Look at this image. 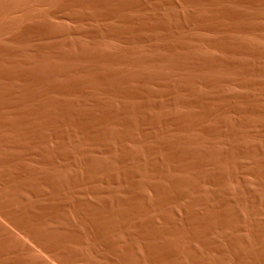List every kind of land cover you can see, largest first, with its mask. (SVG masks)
Returning a JSON list of instances; mask_svg holds the SVG:
<instances>
[{
  "label": "rangeland",
  "instance_id": "374dc122",
  "mask_svg": "<svg viewBox=\"0 0 264 264\" xmlns=\"http://www.w3.org/2000/svg\"><path fill=\"white\" fill-rule=\"evenodd\" d=\"M138 1H140V0H138ZM147 1H149V0H146V1L141 0L140 2H147ZM174 2H175V5L171 8L172 10L166 9L165 7H163V9H162V8L149 6L147 9H141L140 11L136 12L137 15L134 13H126V15L127 16L129 15V16L127 17V23H124L126 25L123 27L118 26L117 25L118 23L112 24L111 21L109 22L108 20L111 19L109 17L106 18L105 20H100L101 22H99L97 20H86V19L79 21L77 19L71 18V17L66 16V15L65 16L60 15V17L59 16L53 17L51 19L49 18L46 24L48 26L50 25L49 28L56 32L55 35L56 34L58 35L56 37V39H53V37H51L52 39L36 38L27 44H20V43L10 41L11 39L6 37V32L2 31L3 29L0 30L1 31L0 33L3 32V35H4L2 37V34H0L1 37L7 38V39L4 38V40L2 38H0V52H3V50L7 49V48L13 50V49H15V47H16V49H18V48H23L22 46H24V50L33 51L32 53H34L35 51L36 52H38V51L44 52L46 50L45 56L49 55V58H47L48 56L46 58L44 56V58H43L41 55L40 56H38V55L32 56V54H29V56H28L27 54H25V55L22 54L21 55L22 58L20 56L21 60H18L19 59L18 55H20V54L13 55V58L15 56H16V58H14L12 60L13 61L15 60L16 62L22 61V62H24V66L23 65L20 67L17 66V67H13L11 69L14 72H16V70L19 73L21 72V76L19 74L20 77L17 76L19 80L16 79L17 81H14L13 83L12 82L9 83V81L8 82L6 81V70H5L6 69V63H5L6 59L4 60V58H6V52L4 51L2 54L0 53L2 58H3V60H2V58L0 57L2 60V61L0 60L1 61L0 62V105H2V106H0V111H1L0 116H2V114H3V116H5L4 118H3V116L0 117V118H2L1 119L2 121L0 120V129L2 126V122H3V125H5V126L7 125L5 127L6 129H8V130L10 129L9 131L8 130L6 131V129H4L3 130L4 132L3 131H2V133L0 132L1 133L0 139L1 140L3 139L2 141H6V143L1 142V145H0V152H1L0 153V161L2 162V164L0 162V168H1L0 169V179L2 180V181L0 180L1 181L0 182V192H1L0 193V199H2V201H3V202L1 201L2 205H3V203H4V205L6 204L3 199L9 200L8 199L9 196H12V198L10 197V200H13V202L10 201L13 208L11 207L9 202L8 203H9L10 207H9L8 203L5 205V207H7L8 209H6L4 206H2L0 204L1 209L3 207L5 208L4 209L5 211L0 210V239H1L0 240L1 241L0 242V264H130V263L131 264H264V161H263L264 160V154H263L264 153V150H263V147H264L263 146L264 145V115H263L264 114V112H263L264 111V100L263 99L264 98L260 96V93L263 94L264 90L263 89L260 90V88H259L260 86H258L259 89H257V87H255L256 88V90H255V88H253V87H246V86H235V87H233V86H229V85H220L221 87H224V88H222V90H219L220 86L215 87V88L212 87L214 89L213 90V89H211V86H209L207 84L197 85V86L191 87V88H190V86H188L190 89L189 90V89H187L188 87L181 84L182 82H181L180 78L183 79L182 77H180V74H183L182 73L183 71L181 69H180V71H178V73H173L174 71H172V70H169V71L167 69L165 70L164 66H166V65L180 66V63L182 65L184 62L190 63L193 60L199 61L200 59L208 60V61L210 59L211 60L225 59L226 57H225V54H223V51H220L218 49L215 50V49L209 48L205 44H199L198 47L195 49L185 47L183 50L179 49V48H177L175 50L166 48V44L164 46L163 45L154 46L152 44H149V42H147V44L145 43L144 44L145 46L143 44H139L138 46L133 45L134 46L133 47L132 45L127 43L124 39H117V38L110 37V36L108 37V35H106L107 34L106 30L110 31V30L114 29V31H116V30L121 31L122 29H124L125 31H129V29H132L133 27H134V29H136L139 25H141L142 23L145 22V21L140 22V18L144 17V16H146V17L147 16H149V17L155 16L156 18H153V19H155L156 21L154 20L152 22L150 21V22H146V23L158 24V21H160V20L162 21V19H165V21L170 20V19H172V17H174V15H176L179 18L181 17L180 21L183 24H185V26L187 24L189 26V23L192 22L191 18L194 14L193 13L194 8L192 9L191 6H186V5L184 6L183 4H181L180 0H174ZM187 7H189V8H187ZM243 7H245L244 9L250 8V7H246V5ZM243 7H240V9L243 10ZM235 8L236 7H234V6L230 7V9H232V11L237 10V8L236 9ZM158 17L160 19H157ZM49 20H51V21L49 22ZM133 20L135 23L133 22ZM96 23H98L100 26H98V24H96ZM108 23L109 24L111 23L113 28L111 25L109 26ZM53 27H54V29H53ZM4 29L6 31V26L4 27ZM57 30H59V31H57ZM101 30H102V32H101ZM62 31H63V33H62ZM96 31H98V32H96ZM103 31L105 32L104 33L105 35L102 34ZM58 32L60 33V35ZM64 32H65V35H64ZM205 33H207V32H204L201 34L202 37L205 39H211V38L215 37L214 34H211V33L205 34ZM98 34H99V38H98ZM203 34H205V35H203ZM8 35L10 36V34H7V36ZM103 35H104V38H102ZM63 36H65V37H63ZM85 37H87V38H85ZM107 38L108 39L112 38V39H109L110 40L109 41V40H107ZM45 40H47V42ZM61 40L62 41L64 40L66 43L64 41L62 42ZM102 40L106 41V42H103ZM51 41H53V42H51ZM118 41H120V42H118ZM97 43H99V44H97ZM16 44H18L19 47H17L18 45H16ZM66 44H67V46H66ZM125 44H127V45H125ZM95 46H96V48H95ZM204 46H206L207 48L206 47L204 48ZM83 48H84V51H83ZM121 48H122V50H121ZM51 49L53 50L52 52L54 54H55V52L61 53V54H65V53L66 54H72V52L74 51L73 52L74 55L75 54L80 55L83 53L86 55L90 51V54L88 53L87 55L90 56L91 54H93L91 56H93L95 59L100 58L101 60L99 59L100 62L97 59V61H95V62H93L91 60H86V61L78 60V61H73V63H72V61H71V63H69V62L65 63V60L63 61L61 59L60 60L58 59V61H57L55 58H52V55L50 53ZM98 49L100 51H98ZM55 50H57V51H55ZM106 50L108 52H106ZM85 51H87V53ZM162 51H163V53H162ZM196 51H197V53H196ZM96 53H97L98 57H97ZM105 53H106V55H105ZM3 54H5L4 55L5 57H3ZM111 55H112V57H111ZM176 55L178 58L175 57ZM191 55H192V57H190ZM199 55H200V57H199ZM209 55H210V57H209ZM23 57L26 60H24ZM136 57H138V58H136ZM102 58H104V59H102ZM107 58L108 59L112 58L115 60L119 59L118 60L119 62L117 61V63H114V64H110V63L106 64L107 62H105V61L107 60ZM163 59H165L166 61ZM148 60H149V62H148ZM168 60H169V62H168ZM181 60H182V62H181ZM54 61H55V63H53ZM101 61L103 63H101ZM120 61H122V62H120ZM129 61L131 64L129 63ZM242 61H243V59H242ZM141 62H143V63H141ZM163 62H165V63H163ZM138 63H140L141 65ZM89 64H91V65H89ZM20 65H21V63H20ZM28 65H29V67H27ZM102 65H104V67ZM115 65H117V66H115ZM58 66H60V68ZM98 67H100V68L98 69ZM161 67H162V69H161ZM17 68H19V69H17ZM22 68H23V72L21 70ZM56 68L60 69V70L63 69V71H58L59 73L61 72L60 77L58 75ZM65 68H67V69H65ZM128 68H131L133 70V72L137 69V71L139 73L145 75V77L142 75L143 77H141V78H143V79L148 78L149 79V82L147 83L148 84L147 85V84H143V81L141 80L140 75H139V77L136 78V80L138 79L139 81H135L136 83L135 82L133 83L135 86H133V85L132 86L136 89H139V91L136 92L135 96L130 97V98L125 97V96H123V97L122 96L108 97V96H103L100 93H98V94H96V93H89L88 94L86 92H85L86 94L84 93L83 88L92 86L95 83H98L97 87L104 86L103 84L106 83L105 82L106 79L104 80L103 77L105 75H108L110 72H112V71L115 72V71H118L119 69L122 70L123 72H125V71L127 72ZM54 69H55V71H54ZM103 69H104V71H103ZM107 69L110 71H108ZM48 70H49V72H48ZM145 70L147 72H145ZM54 72L57 73V76H56V74H54ZM81 72H83L84 74ZM126 72H125V74H126ZM163 72L168 73L169 75L171 74V76H173L172 77L173 80H175V78H177L179 80H177V79H176V81L170 80L168 82L169 83L168 86L171 85V87H169V88L167 87V89L161 90L160 86L157 85L155 82H160L159 80H162L159 76L160 75L163 76V74H164ZM40 73L42 76L40 75ZM45 73H48V74H45ZM49 73L50 74L52 73L51 77H50ZM63 73H64V75H63ZM88 73H91V74L93 73V75L99 73V75H97L96 77H94L92 75V77L95 78V79L94 78L92 79L91 75ZM153 73L155 75L152 76L151 74H153ZM25 74H26V76H25ZM53 74H54V77L56 76V78L52 77ZM31 75L32 76L34 75V76L31 77ZM21 77H23V78H21ZM62 77H64V79ZM80 77H81V79H80ZM82 78H83V80H82ZM33 79H35L34 80L35 82L30 83V81ZM100 79H102L101 80L102 82H100ZM154 79H157V80H154ZM87 80H89V81H87ZM150 80H151V82H150ZM38 83H39V85H38ZM29 84H31V85H29ZM83 84H84V87H83ZM73 85H75V86H73ZM50 86L52 88V90L50 88V90L52 91L51 94L52 95L54 93L55 94L53 95L54 97L52 95H50L49 97H51V99H54V102L52 103V106L48 105L47 109L45 108V106H43V107L41 106V109H40V107L38 108V106L36 104H33L34 100L30 99V97H33L34 95L37 96V94H39V93H41L43 95L44 92H47L49 90L48 88ZM59 87H61V88L64 87L67 89L73 88V89H72V91H70V93L69 92L63 93L60 90L57 93V91L53 90L54 88L59 89ZM175 87H177V88H175ZM200 87H201V89H200ZM15 88H17L18 92H17V90H15ZM36 88H38L39 90L38 89L36 90ZM248 88H250V90ZM42 89H44V90L46 89L47 91H44ZM78 89L83 93H81ZM144 89H145V91H144ZM14 90L18 94H19V91L22 94L20 93L19 95L15 96V94H13ZM32 90H34V91H32ZM217 90H219V91H217ZM10 91H12V92H10ZM39 91H41V92H39ZM6 92L7 93L9 92L10 94L9 93L7 94ZM90 94L94 98L90 97L91 96ZM174 94H176V95H174ZM224 94H225V96H224ZM6 95L7 96L10 95L11 97L8 98V97H6ZM13 95H14V97H13ZM20 95L26 101L28 99L26 105L24 104L25 107H23V106L21 107V109L26 108L25 109L26 112H22L21 109H19L21 111V113L20 112L18 113V110H14L11 108H10V110L6 109L7 107H10L9 106L10 104L8 102H6V100L13 101V98L15 100V97L18 98ZM30 95H32V96H30ZM58 95H60V96H58ZM97 95L98 96L101 95V96L96 97ZM229 95L231 96V99L228 100V98H230ZM28 96H30V97H28ZM38 96H40V94ZM143 96H144V98H142ZM180 96L183 98H180ZM21 97H19L18 99H20ZM25 97H28V98H25ZM77 97H80L81 100H80V98L78 99ZM121 97H122V99H121ZM253 97H255V98H253ZM55 98H58L59 100L58 99L56 100ZM72 98H73V100H72ZM92 98H93V100H92ZM156 98H158V99L156 100ZM161 98H163L164 100L163 99L161 100ZM223 98H224V100H223ZM225 98H227V99H225ZM29 99L32 100L33 101L32 104L34 106L36 105L37 107L35 106L33 108V105L31 107V103H30L31 101H29ZM182 99H183V101H182ZM208 99H211V100H208ZM90 100H92L93 102ZM94 100H96V101H94ZM220 100L222 102H220ZM245 100H246V102H245ZM71 101H72V103H71ZM99 101L101 102L102 105L100 104ZM170 101H171V103H170ZM232 101H234V103ZM123 102H126V103H123ZM81 103H83V104H81ZM27 104L29 105L28 109L30 111L34 109L33 110L34 112L33 111L30 112L27 109V106H28ZM96 105H98V106H96ZM203 105H204V107H203ZM227 105L229 108L227 107ZM58 106H60L59 109H58ZM91 106H92V109L90 108ZM189 106H190V108H189ZM194 106H195V108H194ZM55 107H57V108H55ZM170 107H172V108H170ZM174 107H176V108H174ZM258 107H259V109H258ZM36 108H38V110H40V111L36 110ZM61 108H63V110H61ZM117 108L119 110H117ZM2 109H3V112H2ZM93 109H94V111H93ZM123 109H124V112H123ZM130 109L131 110L134 109V110L130 111ZM181 109H182V111H181ZM25 110H23V111H25ZM35 110L38 113L35 112ZM69 110H70V112H69ZM89 110H91L92 113ZM9 111H11L12 113H10ZM15 111L20 115H22V114L24 115V113L27 114L28 111H29V113L27 114L28 116H25V115L20 116ZM54 111H55V113H53ZM62 111H64V112H62ZM85 111H87V112H85ZM125 111H127V112H125ZM139 112H141V113H139ZM222 112L224 115H222ZM13 113H16V114H13ZM68 113H69V115H68ZM184 113H186V114H184ZM196 113H198V114H196ZM29 114H30V116H29ZM52 114H54V115H52ZM60 114H62V116ZM92 114H93V116H92ZM175 114H176V116H175ZM55 115L56 116L58 115V116L56 117ZM59 115H60V117H59ZM64 116H66V117H64ZM193 116H194V118H193ZM202 116H204V117H202ZM26 117H28V118H26ZM47 117H48V119H47ZM10 119H12V120H10ZM73 119H75V120H73ZM5 120L6 121L8 120V121L6 122ZM26 120H27V122H26ZM33 120L34 121L36 120V121L34 122ZM70 120H71V122H70ZM90 120H92V121H90ZM158 120H159V122H158ZM100 121H101V123H100ZM145 121L148 123L146 124ZM235 122H237V123H235ZM6 123H8V124H6ZM24 123L27 124L28 126L25 125ZM32 123H34L33 124L34 126H32ZM77 123H78V125H77ZM115 123H117V124H115ZM18 124H19V126H18ZM93 124H94V126H93ZM127 124H128V126H127ZM192 124H194V125H192ZM79 125H82L83 127L79 126ZM206 125H208V126H206ZM212 126H213V128H211ZM251 126H252V128H251ZM32 127H34V129ZM42 127H44V128H42ZM21 128H23V129H21ZM45 128H47V129H45ZM51 128H53V129H51ZM56 128L59 130H57ZM64 128H66V130H64ZM172 128H173V130H172ZM77 129L79 131H77ZM176 129H178V130H176ZM85 130H86V132H85ZM29 131H31V132H29ZM209 131H210V133H209ZM52 132H54V133H52ZM147 132H149V133H147ZM12 133H15V134L17 133L18 135L16 134L17 135L16 136L15 134H12ZM138 134H140V135H138ZM40 135L42 138L40 137ZM132 135H134V136H132ZM211 135H213V136H211ZM208 136H210V137H208ZM58 138H60V139H58ZM76 138H78L79 140ZM96 138H97V140H95ZM11 139H13V140H11ZM237 139H239V140L237 141ZM8 141H10V142H8ZM23 142L25 143V145ZM31 142H33V143H31ZM42 142L43 143L47 142V143H44V145H40V143L42 144ZM69 142H70V144H68ZM179 142H181V143L179 144ZM252 142L255 144H253ZM11 143H12V146H11ZM34 143H35V145H33ZM193 143H194V145H193ZM57 144H59V145H57ZM62 144H63V146H62ZM122 144H123V146H122ZM217 144H220V145H217ZM2 145H4V146H2ZM54 145H56V146H54ZM241 145H242V147H241ZM249 145H250V147H249ZM6 146H8V147L6 148ZM255 146H257L258 150L260 149L261 151L259 150V152H258V150ZM74 147H76V148H74ZM10 148L12 149V151ZM24 148H26V149H24ZM126 148H127V150H125ZM213 148L215 151L213 150ZM241 148H242V150H241ZM9 149L11 152L8 151ZM224 149H226V150H224ZM227 149L229 152L227 151ZM110 150H112V151H110ZM244 150H246V151L244 152ZM56 151H59V152H56ZM66 151L69 155H67ZM25 152H27V153H25ZM31 152H32V154H31ZM250 152H252V153H250ZM12 153H14L15 155ZM53 153H54V155H53ZM55 153L56 154L59 153V154H57V156H56ZM103 153H105V154H103ZM123 153H125V154H123ZM216 153L220 156H218ZM23 154H24L25 158L23 157ZM257 154H259L260 157H258ZM71 155H73V156L71 157ZM201 155H202V157H201ZM215 155H217V158ZM244 155H246V156H244ZM2 156H4L6 160L2 159ZM66 156H68V157H66ZM174 156H175V158H174ZM242 156H243V158H242ZM229 157H230V159H229ZM89 158H91V159H89ZM178 158H180V159H178ZM169 159H172V160H169ZM203 159H204V161H203ZM72 160L74 161L75 164L71 163V162H73ZM187 160H188V162H187ZM217 160H219V161H217ZM254 160H255V162H253ZM260 160H262V161H260ZM11 161H12V163H11ZM43 161L46 163H44ZM259 161H260V163L262 162L263 168L261 166L262 164L260 165V163H258ZM72 164H73V166H72ZM102 164H103V166H102ZM107 164L109 166H107ZM251 164H252V166H251ZM146 165H147V167H146ZM180 165H182L183 167H181ZM199 166L201 167V169ZM249 166H251V167H249ZM118 167H121V168H118ZM218 167H219V169H218ZM258 167L261 168L260 172H258V170L260 169ZM161 168H162V170H161ZM214 168H216V169H214ZM248 169H250V170H248ZM253 169H254V171H253ZM86 171H88V173ZM150 171H152V173H150ZM118 172H119V174H118ZM93 173H95V174H93ZM200 173H202L203 177ZM237 173H238V175H237ZM59 174H61V175H59ZM123 174H125V175H123ZM184 174H186V175H184ZM13 176H14V179H12ZM35 176L37 179L35 178ZM94 176H95V178H94ZM99 176L102 177L103 179L100 178ZM227 176H228V178H227ZM44 177L47 179H45ZM86 177H88V179ZM125 177H127V178H125ZM167 177H168V179H167ZM6 179L7 180L8 179L13 180V182L15 184L9 180L7 182ZM166 179H167V181H165ZM220 179L222 182L220 181ZM46 181L49 183H47ZM89 181H91V182H89ZM150 182H151V184H150ZM28 183H30L31 185ZM134 183H136V184H134ZM37 184H39V185H37ZM96 184H97V186H96ZM22 185H23V187H22ZM28 185H29V187H28ZM136 185H138V186H136ZM39 186H41V187H39ZM2 187H3V190H2ZM9 187H11V188H9ZM142 187H144V188H142ZM20 188H22V189H20ZM180 188H182V189H180ZM6 189H9V190H6ZM171 189H173V190H171ZM78 190H79V192H78ZM102 190H104V191H102ZM178 190H180V191H178ZM5 191L9 192L10 194L6 193ZM19 191L20 192L22 191L21 193H23V195ZM28 191L30 193H28ZM140 191H141V193H140ZM176 191H178L180 193H178ZM2 192H5V193L2 194ZM69 192H71V193H69ZM18 193L20 196L17 195ZM24 193L25 194L27 193V194L24 195ZM113 193H114V195H113ZM4 194L6 196H4ZM130 194H131V196H130ZM176 196H178V197H176ZM187 197H189V198H187ZM127 198L128 199L131 198V200H128ZM132 199H133V201H132ZM23 200H24V202H23ZM117 200L119 201L118 203H117ZM122 200H123V202H122ZM110 203H112V204H110ZM16 205H17L19 211H18L17 207H15ZM21 205H23V206H21ZM84 205H86V206H84ZM20 206H21V208H19ZM103 206H105V207H103ZM9 208H11L10 209L11 211L9 210ZM86 208L87 209L89 208V209L87 210ZM121 208L123 209V211ZM117 210H118V212L119 211L120 212L119 213L116 212ZM26 211H28V212H26ZM3 212H5L8 216L5 213H4V215H6V216L2 215ZM15 212H16V214H15ZM19 214H20V217H19ZM128 214H130L131 216ZM12 215H14V216H12ZM98 216H100V217H98ZM133 217H136V218H133ZM23 218L26 220H24ZM97 218H98V220H97ZM111 218L112 219L114 218V219L111 220ZM104 220H105V222H104L105 224L103 223ZM124 220L125 221L129 220V221L125 222ZM26 222H28V223H26ZM29 225H31V226H29ZM40 225H42V226H40ZM25 226H28V227H25ZM107 226H110V227H107ZM32 228L35 231H33ZM102 228H105V229L102 230ZM67 230L69 231L70 234L68 233ZM3 234H6L5 236H7V237H5ZM1 237L4 239H2ZM81 239H83V240H81ZM47 240H48V242H47ZM40 243H41V245H39ZM36 245H38V246H36ZM53 245H54V247H53ZM46 247H47V249H46ZM62 247H63V249H62ZM57 248H58V250H57ZM65 251H66V253H65ZM76 254H78V255H76Z\"/></svg>",
  "mask_w": 264,
  "mask_h": 264
},
{
  "label": "bare ground",
  "instance_id": "6f19581e",
  "mask_svg": "<svg viewBox=\"0 0 264 264\" xmlns=\"http://www.w3.org/2000/svg\"><path fill=\"white\" fill-rule=\"evenodd\" d=\"M141 1V0H140ZM140 1H138V0H0V30H2V31H4V32H6V37H8V38H10L11 40L10 41H13V42H16V43H20V44H27V43H30L31 41H33L34 39H36V38H44V39H52L51 37H53V39H56V37L58 36L57 34L55 35V31H53L52 29H50L49 28V26L46 24L47 23V21H48V19L50 18H53V17H60V15L61 16H69V17H71V18H74V19H77V20H97V21H99V22H101L100 20H105L106 18H111V19H109L108 21L110 22H112V24H114V23H118L117 25L118 26H121V27H123V26H125L126 24H124V23H127V17L129 16H127L126 15V13H134V14H136V12H138V11H140L141 9H147L149 6H153V7H157V8H162L163 9V7H165L166 9H171L174 5H175V2H174V0H149V1H147V2H140ZM146 1V0H145ZM181 1V4H183L184 6L186 5V6H191L192 7V9L194 8V14H193V16H192V18H191V20H192V22H190L189 23V26H188V24L185 26V24H183L181 21H180V18L178 17V16H176V15H174V17H172V19H170V20H166L165 21V19H162V21L160 20V21H158V24H152V23H146V22H152V21H154L155 19H153V18H156L155 16L154 17H149V16H144V17H141L140 18V22L141 21H145L144 23H142L141 25H139L136 29H134V27L132 28V29H129V31H125L124 29H122L121 31H114V29H112V30H106V32H107V34L106 35H108V37L110 36V37H114V38H117V39H124L127 43H129L130 45H139V44H147V42H149V44H152V45H154V46H161V45H165L166 44V48H169V49H177V48H179V49H184L185 47H188V48H193V49H195V48H197L198 47V45L199 44H205L206 46H208L209 48H212V49H218V50H220V51H223V54H225V59H217V60H202V59H200L199 61H192V62H190V63H183L182 65H181V63H180V66H176V65H166V66H164L165 67V70L167 69L168 71L169 70H172V71H174L173 73H178V71H180V69L183 71L182 73L183 74H180V77H182L183 79H181L180 78V80H181V84H183V85H185L186 87H188V86H190V88L191 87H195V86H197V85H203V84H207V85H209V86H211V89H213L212 87H218V86H220V85H229V86H233V87H235V86H246V87H253V88H255V87H257V89H259L260 88V90L261 89H263L264 90V0H180ZM246 5V7H250L249 9H244L245 7H243V6H245ZM232 6H234V7H236L237 8V10H233L232 11V9H230V7H232ZM190 7V8H191ZM240 7H243V10L242 9H240ZM180 8V7H179ZM187 8H189V7H187ZM235 8V9H236ZM182 9V8H181ZM161 10V9H160ZM172 10V9H171ZM189 10V9H188ZM147 11V10H146ZM169 11V10H168ZM174 11V10H173ZM183 11V10H182ZM124 12V13H123ZM148 12V11H147ZM163 12V11H162ZM176 12V11H175ZM179 12V11H178ZM164 14V13H163ZM176 14V13H175ZM137 15V14H136ZM158 15V14H157ZM165 15V14H164ZM185 15V14H184ZM139 16V15H138ZM170 16V15H169ZM140 17V16H139ZM160 17V16H159ZM157 18V19H160V18ZM171 17V16H170ZM163 18V17H162ZM68 19V18H67ZM136 19V18H135ZM186 19V18H185ZM51 20H49V22H50ZM74 21V20H73ZM136 21V20H135ZM156 21V20H155ZM103 22V21H102ZM133 22H134V20H133ZM132 22V23H133ZM91 23V22H90ZM135 23V22H134ZM188 23V22H187ZM53 24V23H52ZM95 24V23H94ZM96 24H98V23H96ZM107 24V23H106ZM109 24V23H108ZM112 24L110 23L109 24V26L111 25L112 26ZM6 26V31H5V29H4V27ZM98 26H100L99 24H98ZM137 26V25H136ZM81 27V26H80ZM94 27V26H93ZM102 28V27H101ZM112 28H113V26H112ZM53 29H54V27H53ZM58 29V28H57ZM61 29V28H60ZM95 29V28H94ZM107 29V28H106ZM127 29V28H126ZM103 30V29H102ZM102 30H101V32H102ZM57 31H59V30H57ZM67 31V30H66ZM81 31V30H80ZM1 32V31H0ZM61 32V31H60ZM72 32V31H71ZM87 32V31H86ZM96 32H98V31H96ZM204 32H207V33H205V34H208V33H211V34H214V36L215 37H213V38H211V39H205V38H203L202 37V33H204ZM59 33V32H58ZM62 33H63V31H62ZM67 33V32H66ZM82 33V32H81ZM91 33V32H90ZM105 32L103 31V33L102 34H104ZM0 34H2V37L4 36L3 35V32L2 33H0ZM5 34V33H4ZM7 34H10V36L8 35L7 36ZM68 34V33H67ZM101 34V33H100ZM205 34H203V35H205ZM59 35H60V33H59ZM64 35H65V32H64ZM105 35V34H104ZM104 35H103V37L102 38H104ZM89 36V35H88ZM1 37V35H0V38H2ZM6 37H4V38H6ZM61 37V36H60ZM63 37H65V36H63ZM211 37V36H210ZM4 38H2L3 40H4ZM71 38V37H70ZM85 38H87V37H85ZM98 38H99V34H98ZM7 39V38H6ZM5 39V40H6ZM77 39V38H76ZM109 39H112V38H109ZM108 38H107V40H109ZM43 40V39H42ZM46 42H47V40H45ZM49 41V40H48ZM62 41V40H61ZM64 41V40H63ZM62 41V42H63ZM90 41V40H89ZM94 41V40H93ZM103 41V40H102ZM110 41V40H109ZM112 41V40H111ZM115 41V40H114ZM7 42V41H6ZM51 42H53V41H51ZM65 42V41H64ZM84 42V41H83ZM103 42H106V41H103ZM108 42V41H107ZM117 42V41H116ZM118 42H120V41H118ZM57 43V42H56ZM66 43V42H65ZM87 43V42H86ZM96 43V42H95ZM64 44V43H63ZM75 44V43H74ZM97 44H99V43H97ZM16 45H18V44H16ZM31 45V44H30ZM49 45V44H48ZM53 45V44H52ZM59 45V44H58ZM84 45V44H83ZM88 45V44H87ZM125 45H127V44H125ZM55 46V45H54ZM53 46V47H54ZM63 46V45H62ZM66 46H67V44H66ZM114 46V45H113ZM116 46V45H115ZM145 46V45H144ZM206 46H204V48L206 47ZM15 47V46H14ZM17 47H19V45L17 46ZM23 48H18V49H16V47H15V49H2L3 50V52L5 51L6 52V58H4V60H5V63H6V81L8 82L9 81V83H13L14 81H17L16 79H18V77H20L21 76V72L19 73V72H17V70H16V72H14V71H12L11 69L13 68V67H20V66H24V62H22V61H20V62H16L15 60L13 61L12 59H14V58H16V56L13 58V55H18V54H20V55H18L19 56V59L18 60H21L20 59V56L22 55V54H27L28 56H29V54H32V56L33 55H38V56H42L43 58H44V56H45V52H46V50L44 51V52H34V53H32L33 51H30V50H24V46H22ZM52 47V48H53ZM60 47V46H59ZM92 47V46H91ZM99 47V46H98ZM118 47V46H117ZM130 47V46H129ZM134 47V46H133ZM153 47V46H152ZM32 48V47H31ZM49 48V47H48ZM51 48V47H50ZM61 48V47H60ZM68 48V47H67ZM89 48V47H88ZM95 48H96V46H95ZM94 48V49H95ZM104 48V47H103ZM111 48V47H110ZM147 48V47H146ZM200 48V47H199ZM203 48V49H204ZM207 48V47H206ZM26 49V48H25ZM40 49V48H39ZM54 49V48H53ZM73 49V48H72ZM75 49V48H74ZM79 49V48H78ZM101 49V48H100ZM128 49V48H127ZM178 49V50H179ZM1 50V51H2ZM87 50V49H86ZM104 50V49H103ZM108 50V49H107ZM106 50V52H108ZM110 50V49H109ZM114 50V49H113ZM120 50V49H119ZM121 50H122V48H121ZM181 50V51H182ZM53 50L51 49L50 50V53H51V55H52V58H55L57 61H58V59L60 60H65V63L66 62H69V63H71V61H72V63H73V61H78V60H84V61H86V60H91V61H93V62H95V61H97V59H95L93 56H91V55H93V54H91L90 56L89 55H87L88 53L90 54V51L87 53V51H85L87 54L85 55L84 53L83 54H80V55H74L73 54V52H72V54H61V53H56L55 52V54L52 52ZM55 51H57V50H55ZM61 51V50H60ZM83 51H84V48H83ZM92 51V50H91ZM98 51H100L99 49H98ZM116 51V50H115ZM118 51V50H117ZM130 51V50H129ZM133 51V50H132ZM143 51V50H142ZM147 51V50H146ZM156 51V50H155ZM166 51V50H165ZM3 52H0L1 54L3 53ZM69 52V51H68ZM78 52V51H77ZM94 52V51H93ZM120 52V51H119ZM122 52V51H121ZM125 52V51H124ZM175 52V51H174ZM178 52V51H177ZM187 52V51H186ZM189 52V51H188ZM194 52V51H193ZM202 52V51H201ZM49 53V52H48ZM127 53V52H126ZM129 53V52H128ZM132 53V52H131ZM135 53V52H134ZM162 53H163V51H162ZM161 53V54H162ZM195 53V52H194ZM193 53V54H194ZM196 53H197V51H196ZM1 54H0V57L2 58V56H1ZM95 54V53H94ZM111 54V53H110ZM149 54V53H148ZM5 54H3V57H5L4 56ZM23 55V56H24ZM96 55H97V53H96ZM105 55H106V53H105ZM119 55V54H118ZM48 56V57H47ZM47 56H45V58L47 57V58H49V55H47ZM132 56V55H131ZM144 56V55H143ZM158 56V55H157ZM174 56V55H173ZM219 56V55H218ZM51 57V56H50ZM97 57H98V55H97ZM108 57V56H107ZM111 57H112V55H111ZM121 57V56H120ZM119 57V58H120ZM135 57V56H134ZM172 57V56H171ZM175 57H177V55L175 56ZM190 57H192V55L190 56ZM199 57H200V55H199ZM209 57H210V55H209ZM1 58H0V60H1ZM21 58H22V56H21ZM29 58V57H28ZM105 58V57H104ZM104 58H102V59H104ZM136 58H138V57H136ZM162 58V57H161ZM178 58V57H177ZM186 58V57H185ZM203 58V57H202ZM16 59V60H17ZM23 59L24 60H26L24 57H23ZM100 59V58H99ZM98 59V61L100 62V60ZM106 59V58H105ZM127 59V58H126ZM129 59V58H128ZM140 59V58H139ZM145 59V58H144ZM175 59V58H174ZM214 59V58H213ZM242 59H243V61H242ZM2 60H3V58H2ZM1 60V61H2ZM23 60V61H24ZM35 60V59H34ZM37 60V59H36ZM119 60V59H118ZM118 60H115V59H112V58H110V59H108L107 58V60L105 61V62H107L106 64H114V63H117V61ZM130 60V59H129ZM155 60V59H154ZM161 60V59H160ZM163 60H165V59H163ZM176 60V59H175ZM179 60V59H178ZM192 60V59H191ZM0 61V62H1ZM51 61V60H50ZM103 61V60H102ZM101 61V63H103ZM151 61V60H150ZM166 61V60H165ZM4 62V61H3ZM31 62V61H30ZM36 62V61H35ZM62 62V61H61ZM119 62V61H118ZM120 62H122V61H120ZM133 62V61H132ZM148 62H149V60H148ZM168 62H169V60H168ZM173 62V61H172ZM171 62V63H172ZM175 62V61H174ZM178 62V61H177ZM181 62H182V60H181ZM4 63V64H5ZM20 63H21V65H20ZM27 63V62H26ZM53 63H55V61L53 62ZM64 63V62H63ZM129 63H130V61H129ZM141 63H143V62H141ZM145 63V62H144ZM154 63V62H153ZM156 63V62H155ZM163 63H165V62H163ZM3 64V63H2ZM34 64V63H33ZM92 64V63H91ZM91 64H89V65H91ZM97 64V63H96ZM131 64V63H130ZM129 64V65H130ZM134 64V63H133ZM132 64V65H133ZM138 64H140V63H138ZM169 64V63H168ZM175 64V63H174ZM35 65V64H34ZM51 65V64H50ZM68 65V64H67ZM94 65V64H93ZM141 65V64H140ZM26 66V65H25ZM49 66V65H48ZM56 66V65H55ZM54 66V67H55ZM103 67H104V65H102ZM115 66H117V65H115ZM125 66V65H124ZM134 66V65H133ZM153 66V65H152ZM27 67H29V65L27 66ZM34 67V66H33ZM59 68H60V66H58ZM79 67V66H78ZM82 67V66H81ZM88 67V66H87ZM92 67V66H91ZM136 67V66H135ZM77 68V67H76ZM84 68V67H83ZM100 67H98V69H99ZM108 68V67H107ZM117 68V67H116ZM150 68V67H149ZM160 68V67H159ZM17 69H19V68H17ZM41 69V68H40ZM49 69V68H48ZM57 69V68H56ZM65 69H67V68H65ZM69 69V68H68ZM71 69V68H70ZM92 69V68H91ZM95 69V68H94ZM161 69H162V67H161ZM160 69V70H161ZM22 70V72H23V68L21 69ZM25 70V69H24ZM74 70V69H73ZM106 70V69H105ZM108 70V69H107ZM143 70V69H142ZM20 71V70H19ZM36 71V70H35ZM54 71H55V69H54ZM58 71H63V69L62 70H60V69H57V72ZM71 71V70H70ZM86 71V70H85ZM92 71V70H91ZM98 71V70H97ZM103 71H104V69H103ZM108 71H110V70H108ZM112 71V70H111ZM153 71V70H152ZM45 72V71H44ZM48 72H49V70H48ZM52 72V71H51ZM126 72V71H125ZM125 72H123L122 70H118V71H112V72H108L109 74L108 75H105L103 78H104V80L106 79V83L105 84H103L104 86H100V87H97L98 85V83H95V84H93L92 86H89V87H86V88H83L84 87V84H83V90H84V93L86 92V93H96V94H98V93H100V94H102L103 96H108V97H112V96H125V97H128V98H130V97H133V96H135L136 95V92L137 91H139V89H136V88H134L133 86H135L133 83L135 82V81H139L138 79L136 80V78L137 77H139V75H140V78L141 77H145V75H143V74H141V73H139L138 71H137V69L133 72V70L131 69V68H128V70H127V72H126V74H125ZM145 72H147L146 70H145ZM149 72V71H148ZM165 72V71H164ZM163 72V73H164ZM33 73V72H32ZM68 73V72H67ZM81 73H83V72H81ZM144 73V72H143ZM181 73V72H180ZM19 74H20V76H19ZM27 74V73H26ZM26 74H25V76H26ZM38 74V73H37ZM44 74V73H43ZM45 74H48V73H45ZM50 74V73H49ZM52 74V73H51ZM51 74H50V77H51ZM54 74H56V76H57V73H55L54 72ZM54 74H53V78H56V76L54 77ZM66 74V73H65ZM70 74V73H69ZM73 74V73H72ZM80 74V73H79ZM84 74V73H83ZM88 74H90L91 75V77H92V75H93V73L91 74V73H88ZM107 74V73H106ZM135 74V75H134ZM160 74V73H159ZM3 75V74H2ZM40 75H41V73H40ZM58 75H59V77H60V75H61V72L59 73L58 72ZM63 75H64V73H63ZM77 75V74H76ZM87 75V74H86ZM97 75H99V73L98 74H94L93 76L94 77H96ZM102 75V74H101ZM143 75V76H142ZM152 76L153 75H155L154 73L153 74H151ZM182 75V76H181ZM18 76V77H17ZM23 76V75H22ZM34 76V75H33ZM32 75H31V77H33ZM37 76V75H36ZM42 76V75H41ZM45 76V75H44ZM48 76V75H47ZM73 76V75H72ZM103 76V75H102ZM150 76V75H149ZM28 77V76H27ZM30 77V78H31ZM49 77V76H48ZM94 77H92V79L94 78ZM156 77V76H155ZM162 80H159L160 82H155L157 85H159L160 86V88H161V90L162 89H167V87L169 88V87H171V85L170 86H168V82L171 80H173L172 79V77L173 76H171V74L169 75L168 73H164L163 74V76H159ZM175 77V76H174ZM21 78H23V77H21ZM58 78V77H57ZM63 79H64V77H62ZM73 78V77H72ZM77 78V77H76ZM79 78V77H78ZM84 78V77H83ZM83 78H82V80H83ZM158 78V77H157ZM29 79V78H28ZM38 79V78H37ZM61 79V78H60ZM62 79V80H63ZM80 79H81V77H80ZM95 79V78H94ZM97 79V78H96ZM99 79V78H98ZM151 79V78H150ZM176 79L177 78H175V80H173V81H176ZM19 80V79H18ZM30 80V79H29ZM35 79H33V80H31L30 81V83L32 82V83H34L35 81H34ZM42 80V79H41ZM66 80V79H65ZM75 80V79H74ZM73 80V81H74ZM90 80V79H89ZM89 80H87V81H89ZM102 79H100V82H102L101 81ZM141 80L143 81V84H147L148 82H149V79L148 78H145V79H143V78H141ZM154 80H157V79H154ZM177 80H179V79H177ZM4 81V80H3ZM28 81V80H27ZM26 81V82H27ZM39 81V80H38ZM55 81V80H54ZM72 81V82H73ZM5 82V81H4ZM24 82V81H23ZM42 82V81H41ZM56 82V81H55ZM95 82V81H94ZM150 82H151V80H150ZM178 82V81H177ZM44 83V82H43ZM42 83V84H43ZM66 83V82H65ZM64 83V84H65ZM80 83V82H79ZM136 83V82H135ZM140 83V82H139ZM174 83V82H173ZM24 84V83H23ZM47 84V83H46ZM55 84V83H54ZM62 84V83H61ZM73 84V83H72ZM78 84V83H77ZM88 84V83H87ZM28 85V84H27ZM29 85H31V84H29ZM34 85V84H33ZM37 85V84H36ZM38 85H39V83H38ZM71 85V84H70ZM79 85V84H78ZM133 85V86H132ZM148 85V84H147ZM45 86V85H44ZM54 86V85H53ZM73 86H75V85H73ZM77 86V85H76ZM151 86V85H150ZM180 86V85H179ZM258 86H260L259 88H258ZM11 87V86H10ZM14 87V86H13ZM19 87V86H18ZM22 87V86H21ZM29 87V86H28ZM57 87V86H56ZM71 87V86H70ZM149 87V86H148ZM156 87V86H155ZM226 87V86H225ZM50 88H51V86L46 90H44V89H42V90H44V91H47V92H44V94L42 95L41 93H39L40 94V96H38L39 94H37V96H33V97H30V96H32V95H30V96H28V97H30V99H32V100H34V103H33V101L32 100H30L29 99V101H31L30 103H31V107H32V105L33 104H36L37 106H38V108L40 107V109H41V106L43 107V106H45V108L47 109V106L49 105H51L52 106V103L54 102V99H51V97H49L50 95H52L51 94V90H52V88H51V90H50ZM144 88V87H143ZM142 88V89H143ZM158 88V87H157ZM175 88H177V87H175ZM222 88H224V87H221L220 86V89L219 90H222ZM227 88V87H226ZM232 88V87H231ZM240 88V87H239ZM242 88V87H241ZM244 88V87H243ZM28 89V88H27ZM34 89V88H33ZM38 88H36V90H37ZM73 89V88H72ZM72 89H67V88H61V87H59V89H56V88H54L53 90H55V91H57V93L59 92V90L60 91H62L63 93H70V91H72ZM151 89V88H150ZM179 89V88H178ZM187 89H189V87L187 88ZM193 89V88H192ZM200 89H201V87H200ZM210 89V88H209ZM246 89V88H245ZM249 90H250V88H248ZM15 90H17V88H15ZM13 91L14 93L13 94H15V96L16 95H19L21 92L19 91V94L17 93L18 92V90H17V92L16 91ZM39 90V89H38ZM75 90V89H74ZM79 90V89H78ZM174 90V89H173ZM190 90V89H189ZM205 90V89H204ZM203 90V91H204ZM214 90V89H213ZM219 90H217V91H219ZM225 90V89H224ZM229 90V89H228ZM238 90V89H237ZM236 90V91H237ZM255 90H256V88H255ZM7 91V90H6ZM28 91V90H27ZM32 91H34V90H32ZM80 91V90H79ZM78 91V92H79ZM144 91H145V89H144ZM170 91V90H169ZM180 91V90H179ZM240 91V90H239ZM10 92H12V91H10ZM39 92H41V91H39ZM43 92V91H42ZM75 92V91H74ZM81 92V91H80ZM143 92V91H142ZM172 92V91H171ZM195 92V91H194ZM198 92V91H197ZM7 93V92H6ZM9 93V92H8ZM7 93V94H8ZM24 93V92H23ZM33 93V92H32ZM54 93V92H53ZM81 93H83V92H81ZM85 93V94H86ZM180 93V92H179ZM207 93V92H206ZM205 93V94H206ZM244 93V92H243ZM256 93V92H255ZM2 94V93H1ZM10 94V93H9ZM12 94V93H11ZM22 94V93H21ZM34 94V93H33ZM36 94V93H35ZM55 94V93H54ZM53 94V95H54ZM62 94V93H61ZM76 94V93H75ZM153 94V93H152ZM169 94V93H168ZM178 94V93H177ZM235 94V93H234ZM250 94V93H249ZM3 95V94H2ZM42 95V96H41ZM52 95V96H53ZM57 95V94H56ZM91 95V94H90ZM89 95V96H90ZM95 95V94H94ZM138 95V94H137ZM159 95V94H158ZM164 95V94H163ZM174 95H176V94H174ZM187 95V94H186ZM202 95V94H201ZM210 95V94H209ZM247 95V94H246ZM25 96V95H24ZM58 96H60V95H58ZM57 96V97H58ZM75 96V95H74ZM88 96V95H87ZM99 96H101V95H99ZM98 95L96 96V97H99ZM140 96V95H139ZM146 96V95H145ZM155 96V95H154ZM170 96V95H169ZM194 96V95H193ZM224 96H225V94H224ZM230 96V95H229ZM245 96V95H244ZM252 96V95H251ZM257 96V95H256ZM260 96L261 97H263L264 98V93L263 94H261L260 93ZM6 97H11L10 95H6ZM13 97H14V95H13ZM19 97H21V95L19 96ZM18 97V98H19ZM28 97H25V98H28ZM54 97V96H53ZM52 97V98H53ZM66 97V96H65ZM68 97V96H67ZM90 97H93L92 95L90 96ZM95 97V98H96ZM107 97V98H108ZM122 97H121V99H122ZM152 97V96H151ZM161 97V96H160ZM185 97V96H184ZM219 97V96H218ZM246 97V96H245ZM260 97V98H261ZM17 97H15V100H14V98H13V101H9V100H6V102H8L10 105V107H7L6 109H9L10 110V108L11 109H14V110H18V113L20 112L21 113V111L19 110V109H21V107L23 106V107H25V105H26V103H27V101H28V99H27V101L23 98V97H21L20 99H16ZM78 99L80 98V97H77ZM89 98V97H88ZM94 98V97H93ZM93 98H92V100H93ZM102 98V97H101ZM106 98V99H107ZM142 98H144V96L142 97ZM155 98V97H154ZM171 98V97H170ZM180 98H183V97H181L180 96ZM220 98V97H219ZM222 98V97H221ZM234 98V97H233ZM239 98V97H238ZM241 98V97H240ZM253 98H255V97H253ZM7 99V98H6ZM12 99V98H11ZM10 99V100H11ZM56 100L58 99V98H55ZM61 99V98H60ZM69 99V98H68ZM75 99V98H74ZM91 99V98H90ZM97 99V98H96ZM158 98H156V100H157ZM163 98H161V100H162ZM192 99V98H191ZM198 99V98H197ZM225 99H227V98H225ZM229 99H231V96H230V98H228V100ZM59 100V99H58ZM66 100V99H65ZM72 100H73V98H72ZM77 100V99H76ZM80 100H81V98H80ZM84 100V99H83ZM92 100H90V101H92ZM99 100V99H98ZM101 100V99H100ZM109 100V99H108ZM107 100V101H108ZM130 100V99H129ZM137 100V99H136ZM155 100V99H154ZM164 100V99H163ZM204 100V99H203ZM208 100H211V99H208ZM223 100H224V98H223ZM243 100V99H242ZM264 100V99H263ZM94 101H96V100H94ZM175 101V100H174ZM182 101H183V99H182ZM188 101V100H187ZM192 101V100H191ZM226 101V100H225ZM224 101V102H225ZM231 101V100H230ZM235 101V100H234ZM234 101H232L233 103H234ZM240 101V100H239ZM252 101V100H251ZM5 102V101H4ZM82 102V101H81ZM87 102V101H86ZM85 102V103H86ZM93 102V101H92ZM98 102V101H97ZM100 102V101H99ZM112 102V101H111ZM140 102V101H139ZM138 102V103H139ZM146 102V101H145ZM166 102V101H165ZM190 102V101H189ZM198 102V101H197ZM196 102V103H197ZM209 102V101H208ZM213 102V101H212ZM220 102H222L221 100H220ZM223 102V103H224ZM245 102H246V100H245ZM2 103V102H1ZM33 103V104H32ZM68 103V102H67ZM66 103V104H67ZM71 103H72V101H71ZM95 103V102H94ZM123 103H126V102H123ZM122 103V104H123ZM128 103V102H127ZM170 103H171V101H170ZM218 103V102H217ZM216 103V104H217ZM250 103V102H249ZM25 104V105H24ZM78 104V103H77ZM81 104H83V103H81ZM100 104H101V102H100ZM111 104V103H110ZM166 104V103H165ZM201 104V103H200ZM219 104V103H218ZM7 105V104H6ZM28 105V104H27ZM35 105V106H36ZM54 105V104H53ZM85 105V104H84ZM88 105V104H87ZM99 105V104H98ZM98 105H96V106H98ZM102 105V104H101ZM100 105V106H101ZM106 105V104H105ZM126 105V104H125ZM149 105V104H148ZM158 105V104H157ZM170 105V104H169ZM189 105V104H188ZM208 105V104H207ZM212 105V104H211ZM225 105V104H224ZM260 105V104H259ZM0 106H2V105H0ZM8 106V105H7ZM34 105H33V108L35 107ZM36 106V107H37ZM73 106V105H72ZM82 106V105H81ZM133 106V105H132ZM143 106V105H142ZM161 106V105H160ZM163 106V105H162ZM177 106V105H176ZM180 106V105H179ZM200 106V105H199ZM206 106V105H205ZM233 106V105H232ZM28 107H29V105L27 106V109H28ZM30 107V108H31ZM59 107L60 106H58V109H59ZM86 107V106H85ZM103 107V106H102ZM115 107V106H114ZM125 107V106H124ZM135 107V106H134ZM158 107V106H157ZM167 107V106H166ZM202 107V106H201ZM203 107H204V105H203ZM215 107V106H214ZM224 107V106H223ZM227 107H228V105H227ZM38 108H36V110H38ZM44 108V109H45ZM50 108V107H49ZM55 108H57V107H55ZM71 108V107H70ZM79 108V107H78ZM84 108V107H83ZM91 109H92V106L90 107ZM121 108V107H120ZM128 108V107H127ZM152 108V107H151ZM169 108V107H168ZM170 108H172V107H170ZM174 108H176V107H174ZM181 108V107H180ZM189 108H190V106H189ZM194 108H195V106H194ZM207 108V107H206ZM217 108V107H216ZM220 108V107H219ZM225 108V107H224ZM229 108V107H228ZM26 108H24V109H21L22 110V112H26V110H25ZM51 109V108H50ZM66 109V108H65ZM68 109V108H67ZM74 109V108H73ZM105 109V108H104ZM108 109V108H107ZM135 109V108H134ZM134 109H132V110H134ZM137 109V108H136ZM139 109V108H138ZM165 109V108H164ZM188 109V108H187ZM218 109V108H217ZM234 109V108H233ZM249 109V108H248ZM251 109V108H250ZM257 109V108H256ZM258 109H259V107H258ZM23 110H25V111H23ZM29 110V109H28ZM34 110V109H33ZM33 110H31V111H33ZM35 110V112H37ZM57 110V109H56ZM61 110H63V108H61ZM97 110V109H96ZM113 110V109H112ZM117 110H119L118 108H117ZM131 109H130V111H132ZM214 110V109H213ZM222 110V109H221ZM30 111V110H29ZM29 111L27 112V114L29 113ZM30 111V112H31ZM38 111H40V110H38ZM66 111V110H65ZM72 111V110H71ZM75 111V110H74ZM90 112H91V110H89ZM88 111V112H89ZM93 111H94V109H93ZM100 111V110H99ZM102 111V110H101ZM108 111V110H107ZM110 111V110H109ZM129 111V112H130ZM149 111V110H148ZM154 111V110H153ZM165 111V110H164ZM171 111V110H170ZM179 111V110H178ZM181 111H182V109H181ZM185 111V110H184ZM216 111V110H215ZM1 112V111H0ZM2 112H3V109H2ZM8 112V111H7ZM10 113H12L11 111H9ZM14 112V111H13ZM16 112V111H15ZM34 112V111H33ZM45 112V111H44ZM60 112V111H59ZM62 112H64V111H62ZM69 112H70V110H69ZM81 112V111H80ZM85 112H87V111H85ZM113 112V111H112ZM123 112H124V109H123ZM125 112H127V111H125ZM138 112V111H137ZM198 112V111H197ZM230 112V111H229ZM256 112V111H255ZM260 112V111H259ZM264 112V111H263ZM17 113V112H16ZM16 113H13V114H16ZM17 113V114H18ZM38 113V112H37ZM53 113H55V111L53 112ZM92 113V112H91ZM99 113V112H98ZM114 113V112H113ZM139 113H141V112H139ZM187 113V112H186ZM186 113H184V114H186ZM208 113V112H207ZM226 113V112H225ZM228 113V112H227ZM235 113V112H234ZM242 113V112H241ZM245 113V112H244ZM247 113V112H246ZM249 113V112H248ZM262 113V112H261ZM8 114V113H7ZM27 114H25L24 113V115L25 116H28ZM31 114V113H30ZM30 114H29V116H30ZM34 114V113H33ZM36 114V113H35ZM63 114V113H62ZM62 114H60L61 116H62ZM65 114V113H64ZM77 114V113H76ZM90 114V113H89ZM94 114V113H93ZM93 114H92V116H93ZM102 114V113H101ZM106 114V113H105ZM109 114V113H108ZM107 114V115H108ZM118 114V113H117ZM165 114V113H164ZM183 114V115H184ZM196 114H198V113H196ZM201 114V113H200ZM0 115H1V113H0ZM18 115H20V114H18ZM23 114L22 115H20V116H24ZM32 115V114H31ZM43 115V114H42ZM47 115V114H46ZM52 115H54V114H52ZM60 115H59V117H60ZM68 115H69V113H68ZM82 115V114H81ZM104 115V114H103ZM121 115V114H120ZM127 115V114H126ZM137 115V114H136ZM188 115V114H187ZM222 115H224L223 114V112H222ZM264 115V114H263ZM262 115V116H263ZM2 116H3V114H2ZM2 116H0V117H2ZM33 116V115H32ZM41 116V115H40ZM56 116V115H55ZM58 116V115H57ZM56 116V117H57ZM74 116V115H73ZM80 116V115H79ZM102 116V115H101ZM115 116V115H114ZM138 116V115H137ZM158 116V115H157ZM167 116V115H166ZM175 116H176V114H175ZM174 116V117H175ZM179 116V115H178ZM196 116V115H195ZM216 116V115H215ZM5 116H3V118H4ZM18 117V116H17ZM52 117V116H51ZM64 117H66V116H64ZM72 117V116H71ZM76 117V116H75ZM81 117V116H80ZM129 117V116H128ZM150 117V116H149ZM152 117V116H151ZM199 117V116H198ZM202 117H204V116H202ZM212 117V116H211ZM258 117V116H257ZM19 118V117H18ZM26 118H28V117H26ZM44 118V117H43ZM133 118V117H132ZM131 118V119H132ZM143 118V117H142ZM155 118V117H154ZM157 118V117H156ZM185 118V117H184ZM193 118H194V116H193ZM210 118V117H209ZM218 118V117H217ZM229 118V117H228ZM2 118H0V120H1ZM14 119V118H13ZM23 119V118H22ZM25 119V118H24ZM31 119V118H30ZM29 119V120H30ZM35 119V118H34ZM40 119V118H39ZM47 119H48V117H47ZM62 119V118H61ZM60 119V120H61ZM69 119V118H68ZM82 119V118H81ZM115 119V118H114ZM138 119V118H137ZM170 119V118H169ZM198 119V118H197ZM212 119V118H211ZM254 119V118H253ZM261 119V118H260ZM10 120H12V119H10ZM28 120V121H29ZM53 120V119H52ZM57 120V119H56ZM55 120V121H56ZM64 120V119H63ZM73 120H75V119H73ZM79 120V119H78ZM88 120V119H87ZM94 120V119H93ZM127 120V119H126ZM142 120V119H141ZM147 120V119H146ZM174 120V119H173ZM192 120V119H191ZM221 120V119H220ZM246 120V119H245ZM2 121V120H1ZM6 121V120H5ZM4 121V122H5ZM8 121V120H7ZM6 121V122H7ZM24 121V120H23ZM34 121V120H33ZM36 121V120H35ZM34 121V122H35ZM86 121V120H85ZM90 121H92V120H90ZM102 121V120H101ZM101 121H100V123H101ZM124 121V120H123ZM143 121V120H142ZM149 121V120H148ZM184 121V120H183ZM190 121V120H189ZM204 121V120H203ZM222 121V120H221ZM233 121V120H232ZM250 121V120H249ZM263 121V120H262ZM15 122V121H14ZM19 122V121H18ZM26 122H27V120H26ZM42 122V121H41ZM68 122V121H67ZM66 122V123H67ZM70 122H71V120H70ZM83 122V121H82ZM103 122V121H102ZM146 122V121H145ZM158 122H159V120H158ZM182 122V121H181ZM191 122V121H190ZM244 122V121H243ZM10 123V122H9ZM21 123V122H20ZM46 123V122H45ZM107 123V122H106ZM110 123V122H109ZM118 123V122H117ZM117 123H115V124H117ZM148 122H146V124H147ZM162 123V122H161ZM175 123V122H174ZM213 123V122H212ZM216 123V122H215ZM235 123H237V122H235ZM254 123V122H253ZM263 123V122H262ZM6 124H8V123H6ZM22 124V123H21ZM20 124V125H21ZM25 124V123H24ZM23 124V125H24ZM34 123H32V126H34L33 125ZM39 124V123H38ZM47 124V123H46ZM62 124V123H61ZM60 124V125H61ZM83 124V123H82ZM92 124V123H91ZM113 124V123H112ZM111 124V125H112ZM137 124V123H136ZM141 124V123H140ZM143 124V123H142ZM153 124V123H152ZM183 124V123H182ZM188 124V123H187ZM200 124V123H199ZM218 124V123H217ZM245 124V123H244ZM255 124V123H254ZM14 125V124H13ZM25 125H27V124H25ZM50 125V124H49ZM74 125V124H73ZM77 125H78V123H77ZM100 125V124H99ZM109 125V124H108ZM177 125V124H176ZM191 125V124H190ZM192 125H194V124H192ZM221 125V124H220ZM7 126V125H6ZM5 125H3V122H2V126H1V129H0V132L2 133V131L4 130V129H6L5 127H6ZM16 126V125H15ZM18 126H19V124H18ZM22 126V125H21ZM28 126V125H27ZM79 126H82V125H79ZM85 126V125H84ZM89 126V125H88ZM93 126H94V124H93ZM117 126V125H116ZM127 126H128V124H127ZM158 126V125H157ZM184 126V125H183ZM187 126V125H186ZM189 126V125H188ZM206 126H208V125H206ZM218 126V125H217ZM13 127V126H12ZM17 127V126H16ZM26 127V126H25ZM24 127V128H25ZM39 127V126H38ZM37 127V128H38ZM41 127V126H40ZM47 127V126H46ZM64 127V126H63ZM83 127V126H82ZM109 127V126H108ZM121 127V126H120ZM172 127V126H171ZM174 127V126H173ZM8 128V127H7ZM18 128V127H17ZM30 128V127H29ZM33 129H34V127H32ZM42 128H44V127H42ZM50 128V127H49ZM69 128V127H68ZM113 128V127H112ZM126 128V127H125ZM124 128V129H125ZM134 128V127H133ZM175 128V127H174ZM188 128V127H187ZM192 128V127H191ZM211 128H213V126L211 127ZM247 128V127H246ZM251 128H252V126H251ZM258 128V127H257ZM21 129H23V128H21ZM41 129V128H40ZM45 129H47V128H45ZM51 129H53V128H51ZM57 129V128H56ZM55 129V130H56ZM85 129V128H84ZM95 129V128H94ZM108 129V128H107ZM120 129V128H119ZM128 129V128H127ZM153 129V128H152ZM195 129V128H194ZM240 129V128H239ZM8 129H6V131H7ZM10 130V129H9ZM8 130V131H9ZM57 130H59V129H57ZM64 130H66V128H64ZM137 130V129H136ZM172 130H173V128H172ZM176 130H178V129H176ZM191 130V129H190ZM197 130V129H196ZM203 130V129H202ZM214 130V129H213ZM235 130V129H234ZM16 131V130H15ZM23 131V130H22ZM25 131V130H24ZM38 131V130H37ZM42 131V130H41ZM77 131H79L78 129H77ZM82 131V130H81ZM102 131V130H101ZM104 131V130H103ZM215 131V130H214ZM252 131V130H251ZM257 131V130H256ZM4 132V131H3ZM14 132V131H13ZM28 132V131H27ZM29 132H31V131H29ZM85 132H86V130H85ZM121 132V131H120ZM146 132V131H145ZM176 132V131H175ZM179 132V131H178ZM189 132V131H188ZM1 133H0V135H1ZM11 133V132H10ZM34 133V132H33ZM37 133V132H36ZM45 133V132H44ZM49 133V132H48ZM52 133H54V132H52ZM51 133V134H52ZM84 133V132H83ZM95 133V132H94ZM98 133V132H97ZM134 133V132H133ZM147 133H149V132H147ZM190 133V132H189ZM208 133V132H207ZM209 133H210V131H209ZM217 133V132H216ZM251 133V132H250ZM263 133V132H262ZM7 134V133H6ZM12 134H15V133H12ZM17 134V133H16ZM15 134V135H16ZM22 134V133H21ZM24 134V133H23ZM29 134V133H28ZM89 134V133H88ZM143 134V133H142ZM186 134V133H185ZM188 134V133H187ZM200 134V133H199ZM253 134V133H252ZM11 135V134H10ZM18 135V134H17ZM16 135V136H17ZM43 135V134H42ZM69 135V134H68ZM94 135V134H93ZM96 135V134H95ZM128 135V134H127ZM138 135H140V134H138ZM5 136V135H4ZM22 136V135H21ZM29 136V135H28ZM34 136V135H33ZM37 136V135H36ZM50 136V135H49ZM53 136V135H52ZM78 136V135H77ZM92 136V135H91ZM104 136V135H103ZM102 136V137H103ZM120 136V135H119ZM132 136H134V135H132ZM146 136V135H145ZM211 136H213V135H211ZM23 137V136H22ZM31 137V136H30ZM35 137V136H34ZM40 137H41V135H40ZM110 137V136H109ZM116 137V136H115ZM128 137V136H127ZM138 137V136H137ZM200 137V136H199ZM208 137H210V136H208ZM216 137V136H215ZM221 137V136H220ZM244 137V136H243ZM2 138V137H1ZM5 138V137H4ZM13 138V137H12ZM25 138V137H24ZM42 138V137H41ZM111 138V137H110ZM109 138V139H110ZM151 138V137H150ZM192 138V137H191ZM218 138V137H217ZM247 138V137H246ZM15 139V138H14ZM40 139V138H39ZM38 139V140H39ZM47 139V138H46ZM51 139V138H50ZM58 139H60V138H58ZM76 139H78V138H76ZM125 139V138H124ZM145 139V138H144ZM198 139V138H197ZM196 139V140H197ZM206 139V138H205ZM248 139V138H247ZM1 140V139H0ZM3 140V139H2ZM0 141V145H1V142L3 143V142H5L6 143V141ZM11 140H13V139H11ZM27 140V139H26ZM36 140V139H35ZM34 140V141H35ZM43 140V139H42ZM48 140V139H47ZM57 140V139H56ZM62 140V139H61ZM60 140V141H61ZM79 140V139H78ZM95 140H97V138L95 139ZM177 140V139H176ZM204 140V139H203ZM202 140V141H203ZM239 139H237V141H238ZM252 140V139H251ZM18 141V140H17ZM20 141V140H19ZM23 141V140H22ZM21 141V142H22ZM68 141V140H67ZM71 141V140H70ZM134 141V140H133ZM139 141V140H138ZM214 141V140H213ZM216 141V140H215ZM250 141V140H249ZM8 142H10V141H8ZM12 142V141H11ZM30 142V141H29ZM65 142V141H64ZM117 142V141H116ZM193 142V141H192ZM209 142V141H208ZM256 142V141H255ZM14 143V142H13ZM19 143V142H18ZM17 143V144H18ZM24 143V142H23ZM31 143H33V142H31ZM44 143H47V142H44ZM44 143L42 142V144L40 143V145H44ZM82 143V142H81ZM181 142H179V144H180ZM253 143V142H252ZM29 144V143H28ZM61 144V143H60ZM68 144H70V142L68 143ZM75 144V143H74ZM83 144V143H82ZM117 144V143H116ZM120 144V143H119ZM129 144V143H128ZM137 144V143H136ZM144 144V143H143ZM187 144V143H186ZM200 144V143H199ZM209 144V143H208ZM249 144V143H248ZM253 144H255V143H253ZM16 145V144H15ZM23 145V144H22ZM24 145H25V143H24ZM33 145H35V143L33 144ZM57 145H59V144H57ZM99 145V144H98ZM109 145V144H108ZM126 145V144H125ZM124 145V146H125ZM135 145V144H134ZM192 145V144H191ZM193 145H194V143H193ZM217 145H220V144H217ZM239 145V144H238ZM2 146H4V145H2ZM11 146H12V143H11ZM37 146V145H36ZM54 146H56V145H54ZM62 146H63V144H62ZM65 146V145H64ZM106 146V145H105ZM122 146H123V144H122ZM137 146V145H136ZM141 146V145H140ZM144 146V145H143ZM156 146V145H155ZM160 146V145H159ZM166 146V145H165ZM203 146V145H202ZM210 146V145H209ZM240 146V145H239ZM259 146V145H258ZM264 146V145H263ZM8 146H6V148H7ZM20 147V146H19ZM24 147V146H23ZM102 147V146H101ZM115 147V146H114ZM215 147V146H214ZM241 147H242V145H241ZM249 147H250V145H249ZM256 148H257V146H255ZM58 148V147H57ZM74 148H76V147H74ZM159 148V147H158ZM188 148V147H187ZM205 148V147H204ZM218 148V147H217ZM254 148V147H253ZM11 149V148H10ZM10 149L8 150V151H10ZM21 149V148H20ZM23 149V148H22ZM24 149H26V148H24ZM62 149V148H61ZM117 149V148H116ZM16 150V149H15ZM125 150H127V148L125 149ZM138 150V149H137ZM144 150V149H143ZM190 150V149H189ZM199 150V149H198ZM202 150V149H201ZM204 150V149H203ZM206 150V149H205ZM210 150V149H209ZM213 150H214V148H213ZM221 150V149H220ZM224 150H226V149H224ZM230 150V149H229ZM241 150H242V148H241ZM255 150V149H254ZM257 150H258V148H257ZM260 150V149H259ZM259 150H258V152H259ZM263 150H264V147H263ZM7 151V150H6ZM11 151H12V149H11ZM10 151V152H11ZM29 151V150H28ZM38 151V150H37ZM62 151V150H61ZM81 151V150H80ZM110 151H112V150H110ZM130 151V150H129ZM192 151V150H191ZM195 151V150H194ZM215 151V150H214ZM219 151V150H218ZM227 151H228V149H227ZM246 150H244V152H245ZM261 151V150H260ZM21 152V151H20ZM23 152V151H22ZM35 152V151H34ZM56 152H59V151H56ZM73 152V151H72ZM229 152V151H228ZM233 152V151H232ZM249 152V151H248ZM1 153V152H0ZM3 153V152H2ZM25 153H27V152H25ZM37 153V152H36ZM61 153V152H60ZM66 153H67V151H66ZM76 153V152H75ZM83 153V152H82ZM85 153V152H84ZM147 153V152H146ZM238 153V152H237ZM250 153H252V152H250ZM257 153V152H256ZM12 154H14V153H12ZM31 154H32V152H31ZM30 154V155H31ZM56 154V153H55ZM57 154H59V153H57ZM57 154H56V156H57ZM64 154V153H63ZM72 154V153H71ZM77 154V153H76ZM95 154V153H94ZM103 154H105V153H103ZM123 154H125V153H123ZM127 154V153H126ZM135 154V153H134ZM191 154V153H190ZM194 154V153H193ZM200 154V153H199ZM217 154V153H216ZM220 154V153H219ZM242 154V153H241ZM247 154V153H246ZM255 154V153H254ZM261 154V153H260ZM264 154V153H263ZM262 154V155H263ZM15 155V154H14ZM20 155V154H19ZM53 155H54V153H53ZM61 155V154H60ZM67 155H69L68 153H67ZM74 155V154H73ZM73 155H71V157L73 156ZM96 155V154H95ZM146 155V154H145ZM170 155V154H169ZM214 155V154H213ZM218 155V154H217ZM217 155H215L216 156V158H217ZM227 155V154H226ZM229 155V154H228ZM248 155V154H247ZM251 155V154H250ZM258 155V157H260L259 156V154H257ZM22 156V155H21ZM28 156V155H27ZM80 156V155H79ZM90 156V155H89ZM116 156V155H115ZM119 156V155H118ZM122 156V155H121ZM182 156V155H181ZM194 156V155H193ZM197 156V155H196ZM218 156H220V155H218ZM244 156H246V155H244ZM23 157H24V154H23ZM41 157V156H40ZM44 157V156H43ZM50 157V156H49ZM53 157V156H52ZM62 157V156H61ZM66 157H68V156H66ZM70 157V156H69ZM99 157V156H98ZM127 157V156H126ZM125 157V158H126ZM169 157V156H168ZM180 157V156H179ZM185 157V156H184ZM201 157H202V155H201ZM263 157V156H262ZM7 158V157H6ZM13 158V157H12ZM25 158V157H24ZM38 158V157H37ZM113 158V157H112ZM129 158V157H128ZM174 158H175V156H174ZM207 158V157H206ZM213 158V157H212ZM242 158H243V156H242ZM2 159H5V157L4 156H2ZM1 159V160H2ZM15 159V158H14ZM13 159V160H14ZM41 159V158H40ZM55 159V158H54ZM59 159V158H58ZM78 159V158H77ZM84 159V158H83ZM89 159H91V158H89ZM115 159V158H114ZM138 159V158H137ZM178 159H180V158H178ZM182 159V158H181ZM189 159V158H188ZM191 159V158H190ZM197 159V158H196ZM229 159H230V157H229ZM259 159V158H258ZM261 159V158H260ZM6 160V159H5ZM45 160V159H44ZM62 160V159H61ZM65 160V159H64ZM74 160V159H73ZM72 160V161H73ZM87 160V159H86ZM94 160V159H93ZM110 160V159H109ZM117 160V159H116ZM131 160V159H130ZM169 160H172V159H169ZM195 160V159H194ZM241 160V159H240ZM19 161V160H18ZM46 161V160H45ZM51 161V160H50ZM55 161V160H54ZM103 161V160H102ZM111 161V160H110ZM132 161V160H131ZM135 161V160H134ZM141 161V160H140ZM186 161V160H185ZM203 161H204V159H203ZM213 161V160H212ZM217 161H219V160H217ZM233 161V160H232ZM260 161H262V160H260ZM260 161L258 162V163H260ZM264 161V160H263ZM1 162V161H0ZM21 162V161H20ZM44 162V161H43ZM114 162V161H113ZM117 162V161H116ZM127 162V161H126ZM130 162V161H129ZM175 162V161H174ZM187 162H188V160H187ZM246 162V161H245ZM253 162H255V160L253 161ZM11 163H12V161H11ZM17 163V162H16ZM44 163H46V162H44ZM49 163V162H48ZM52 163V162H51ZM59 163V162H58ZM71 163H74V161L73 162H71ZM112 163V162H111ZM124 163V162H123ZM202 163V162H201ZM200 163V164H201ZM209 163V162H208ZM211 163V162H210ZM225 163V162H224ZM257 163V164H258ZM1 164H2V162H1ZM9 164V163H8ZM42 164V163H41ZM75 164V163H74ZM96 164V163H95ZM115 164V163H114ZM119 164V163H118ZM173 164V163H172ZM184 164V163H183ZM213 164V163H212ZM227 164V163H226ZM245 164V163H244ZM262 164V162L260 163V165ZM11 165V164H10ZM67 165V164H66ZM112 165V164H111ZM120 165V164H119ZM122 165V164H121ZM205 165V164H204ZM209 165V164H208ZM246 165V164H245ZM8 166V165H7ZM48 166V165H47ZM53 166V165H52ZM69 166V165H68ZM72 166H73V164H72ZM101 166V165H100ZM102 166H103V164H102ZM107 166H109L108 164H107ZM115 166V165H114ZM158 166V165H157ZM156 166V167H157ZM181 167H183L182 165H180ZM201 166V165H200ZM199 166V167H200ZM251 166H252V164H251ZM251 166H249V167H251ZM254 166V165H253ZM257 166V165H256ZM262 166V168H263V164L261 165ZM260 166V167H261ZM58 167V166H57ZM123 167V166H122ZM146 167H147V165H146ZM145 167V168H146ZM149 167V166H148ZM165 167V166H164ZM193 167V166H192ZM196 167V166H195ZM228 167V166H227ZM260 167H258V168H260ZM6 168V167H5ZM21 168V167H20ZM59 168V167H58ZM90 168V167H89ZM100 168V167H99ZM118 168H121V167H118ZM130 168V167H129ZM128 168V169H129ZM137 168V167H136ZM140 168V167H139ZM152 168V167H151ZM160 168V167H159ZM175 168V167H174ZM173 168V169H174ZM186 168V167H185ZM204 168V167H203ZM254 168V167H253ZM257 168V169H258ZM1 169V168H0ZM87 169V168H86ZM95 169V168H94ZM135 169V168H134ZM167 169V168H166ZM178 169V168H177ZM194 169V168H193ZM198 169V168H197ZM200 169H201V167H200ZM214 169H216V168H214ZM218 169H219V167H218ZM233 169V168H232ZM5 170V169H4ZM46 170V169H45ZM44 170V171H45ZM68 170V169H67ZM161 170H162V168H161ZM169 170V169H168ZM180 170V169H179ZM182 170V169H181ZM210 170V169H209ZM242 170V169H241ZM248 170H250V169H248ZM260 170H261V168L258 170V172H260ZM82 171V170H81ZM94 171V170H93ZM98 171V170H97ZM111 171V170H110ZM159 171V170H158ZM198 171V170H197ZM205 171V170H204ZM247 171V170H246ZM245 171V172H246ZM253 171H254V169H253ZM20 172V171H19ZM66 172V171H65ZM87 173H88V171H86ZM121 172V171H120ZM136 172V171H135ZM161 172V171H160ZM166 172V171H165ZM220 172V171H219ZM227 172V171H226ZM238 172V171H237ZM244 172V171H243ZM7 173V172H6ZM22 173V172H21ZM20 173V174H21ZM102 173V172H101ZM107 173V172H106ZM132 173V172H131ZM137 173V172H136ZM150 173H152V171H150ZM155 173V172H154ZM159 173V172H158ZM163 173V172H162ZM254 173V172H253ZM69 174V173H68ZM92 174V173H91ZM93 174H95V173H93ZM97 174V173H96ZM99 174V173H98ZM108 174V173H107ZM114 174V173H113ZM118 174H119V172H118ZM160 174V173H159ZM165 174V173H164ZM201 175H202V173H200ZM199 174V175H200ZM261 174V173H260ZM30 175V174H29ZM35 175V174H34ZM59 175H61V174H59ZM71 175V174H70ZM89 175V174H88ZM123 175H125V174H123ZM153 175V174H152ZM161 175V174H160ZM169 175V174H168ZM183 175V174H182ZM184 175H186V174H184ZM195 175V174H194ZM206 175V174H205ZM211 175V174H210ZM220 175V174H219ZM229 175V174H228ZM231 175V174H230ZM237 175H238V173H237ZM236 175V176H237ZM241 175V174H240ZM259 175V174H258ZM24 176V175H23ZM103 176V175H102ZM142 176V175H141ZM172 176V175H171ZM218 176V175H217ZM10 177V176H9ZM16 177V176H15ZM21 177V176H20ZM47 177V176H46ZM100 177V176H99ZM107 177V176H106ZM116 177V176H115ZM118 177V176H117ZM137 177V176H136ZM140 177V176H139ZM145 177V176H144ZM155 177V176H154ZM153 177V178H154ZM174 177V176H173ZM181 177V176H180ZM195 177V176H194ZM202 177H203V175H202ZM206 177V176H205ZM219 177V176H218ZM35 178H36V176H35ZM45 178V177H44ZM49 178V177H48ZM53 178V177H52ZM67 178V177H66ZM87 179H88V177H86ZM93 178V177H92ZM94 178H95V176H94ZM100 178H102V177H100ZM99 178V179H100ZM119 178V177H118ZM121 178V177H120ZM125 178H127V177H125ZM129 178V177H128ZM179 178V177H178ZM227 178H228V176H227ZM12 179H14V176H13V178ZM18 179V178H17ZM20 179V178H19ZM23 179V178H22ZM33 179V178H32ZM37 179V178H36ZM35 179V180H36ZM45 179H47V178H45ZM86 179V180H87ZM103 179V178H102ZM150 179V178H149ZM165 179V178H164ZM167 179H168V177H167ZM167 179L165 180V181H167ZM175 179V178H174ZM180 179V178H179ZM194 179V178H193ZM233 179V178H232ZM1 180V179H0ZM9 180V179H8ZM8 180L6 179V181L8 182ZM25 180V179H24ZM73 180V179H72ZM79 180V179H78ZM115 180V179H114ZM152 180V179H151ZM2 181V180H1ZM0 181V182H1ZM9 181H11V182H13V180H9ZM17 181V180H16ZM45 181V180H44ZM50 181V180H49ZM68 181V180H67ZM80 181V180H79ZM94 181V180H93ZM121 181V180H120ZM126 181V180H125ZM141 181V180H140ZM154 181V180H153ZM152 181V182H153ZM211 181V180H210ZM220 181H221V179H220ZM25 182V181H24ZM28 182V181H27ZM26 182V183H27ZM47 182V181H46ZM77 182V181H76ZM87 182V181H86ZM89 182H91V181H89ZM122 182V181H121ZM187 182V181H186ZM209 182V181H208ZM222 182V181H221ZM5 183V182H4ZM14 183V182H13ZM17 183V182H16ZM38 183V182H37ZM47 183H49V182H47ZM54 183V182H53ZM68 183V182H67ZM102 183V182H101ZM133 183V182H132ZM164 183V182H163ZM173 183V182H172ZM178 183V182H177ZM7 184V183H6ZM11 184V183H10ZM15 184V183H14ZM28 184H30V183H28ZM74 184V183H73ZM82 184V183H81ZM100 184V183H99ZM134 184H136V183H134ZM150 184H151V182H150ZM149 184V185H150ZM155 184V183H154ZM153 184V185H154ZM162 184V183H161ZM183 184V183H182ZM187 184V183H186ZM31 185V184H30ZM37 185H39V184H37ZM49 185V184H48ZM64 185V184H63ZM75 185V184H74ZM125 185V184H124ZM145 185V184H144ZM147 185V184H146ZM198 185V184H197ZM5 186V185H4ZM25 186V185H24ZM96 186H97V184H96ZM127 186V185H126ZM131 186V185H130ZM136 186H138V185H136ZM141 186V185H140ZM157 186V185H156ZM165 186V185H164ZM181 186V185H180ZM15 187V186H14ZM13 187V188H14ZM22 187H23V185H22ZM28 187H29V185H28ZM37 187V186H36ZM39 187H41V186H39ZM45 187V186H44ZM74 187V186H73ZM92 187V186H91ZM113 187V186H112ZM166 187V186H165ZM188 187V186H187ZM7 188V187H6ZM9 188H11V187H9ZM18 188V187H17ZM25 188V187H24ZM23 188V189H24ZM43 188V187H42ZM100 188V187H99ZM119 188V187H118ZM126 188V187H125ZM142 188H144V187H142ZM154 188V187H153ZM183 188V187H182ZM182 188H180V189H182ZM20 189H22V188H20ZM45 189V188H44ZM83 189V188H82ZM94 189V188H93ZM136 189V188H135ZM161 189V188H160ZM190 189V188H189ZM2 190H3V187H2ZM6 190H9V189H6ZM37 190V189H36ZM55 190V189H54ZM113 190V189H112ZM121 190V189H120ZM125 190V189H124ZM171 190H173V189H171ZM187 190V189H186ZM193 190V189H192ZM196 190V189H195ZM199 190V189H198ZM24 191V190H23ZM102 191H104V190H102ZM142 191V190H141ZM141 191H140V193H141ZM165 191V190H164ZM163 191V192H164ZM178 191H180V190H178ZM178 191H176V192H178ZM182 191V190H181ZM190 191V190H189ZM6 193H9V192H7V191H5ZM5 192H2V194L3 193H5ZM20 192V191H19ZM22 192V191H21ZM20 192V193H21ZM68 192V191H67ZM78 192H79V190H78ZM118 192V191H117ZM124 192V191H123ZM129 192V191H128ZM172 192V191H171ZM192 192V191H191ZM251 192V191H250ZM254 192V191H253ZM1 193V192H0ZM28 193H30L29 191H28ZM69 193H71V192H69ZM75 193V192H74ZM98 193V192H97ZM96 193V194H97ZM105 193V192H104ZM116 193V192H115ZM160 193V192H159ZM173 193V192H172ZM178 193H180V192H178ZM182 193V192H181ZM184 193V192H183ZM189 193V192H188ZM194 193V192H193ZM10 194V193H9ZM8 194V195H9ZM22 195H23V193H21ZM27 194V193H26ZM25 193H24V195H26ZM120 194V193H119ZM195 194V193H194ZM17 195H19V193L17 194ZM113 195H114V193H113ZM112 195V196H113ZM138 195V194H137ZM174 195V194H173ZM4 196H6L5 194H4ZM20 196V195H19ZM106 196V195H105ZM130 196H131V194H130ZM167 196V195H166ZM10 197L12 198V196H9L8 197V199L9 200H6V199H3L4 200V202L7 204L8 202L10 203V201H12L13 202V200H10ZM14 197V196H13ZM22 197V196H21ZM127 197V196H126ZM138 197V196H137ZM145 197V196H144ZM164 197V196H163ZM176 197H178V196H176ZM190 197V196H189ZM189 197H187V198H189ZM4 198V197H3ZM119 198V197H118ZM133 198V197H132ZM180 198V197H179ZM186 198V197H185ZM201 198V197H200ZM128 199V198H127ZM143 199V198H142ZM161 199V198H160ZM164 199V198H163ZM171 199V198H170ZM7 202H6V201ZM19 200V199H18ZM22 200V199H21ZM106 200V199H105ZM112 200V199H111ZM128 200H131V198H129ZM144 200V199H143ZM165 200V199H164ZM163 200V201H164ZM169 200V199H168ZM1 201H2V199H0V204H1ZM17 201V200H16ZM125 201V200H124ZM132 201H133V199H132ZM162 201V200H161ZM160 201V202H161ZM188 201V200H187ZM199 201V200H198ZM3 202V201H2ZM23 202H24V200H23ZM85 202V201H84ZM103 202V201H102ZM113 202V201H112ZM119 201L117 200V203H118ZM122 202H123V200H122ZM135 202V201H134ZM170 202V201H169ZM193 202V201H192ZM9 203H8V205H9ZM18 203V202H17ZM69 203V202H68ZM83 203V202H82ZM132 203V202H131ZM168 203V202H167ZM190 203V202H189ZM5 204V205H6ZM19 204V203H18ZM23 204V203H22ZM26 204V203H25ZM103 204V203H102ZM110 204H112V203H110ZM125 204V203H124ZM130 204V203H129ZM138 204V203H137ZM140 204V203H139ZM162 204V203H161ZM160 204V205H161ZM2 205V204H1ZM1 205H0V207H1ZM5 205H4V203H3V205L2 206H4L5 207ZM10 205H11V203H10ZM10 205H9V207H10ZM93 205V204H92ZM107 205V204H106ZM159 205V206H160ZM21 206H23V205H21ZM21 206L19 207V208H21ZM46 206V205H45ZM81 206V205H80ZM84 206H86V205H84ZM83 206V207H84ZM111 206V205H110ZM115 206V205H114ZM118 206V205H117ZM131 206V205H130ZM134 206V205H133ZM162 206V205H161ZM0 208V210L1 211H5L4 209L6 208V209H8L7 207H5V208ZM11 207H12V205H11ZM15 207H17V205L15 206ZM91 207V206H90ZM93 207V206H92ZM95 207V206H94ZM103 207H105V206H103ZM107 207V206H106ZM164 207V206H163ZM190 207V206H189ZM13 208V207H12ZM66 208V207H65ZM69 208V207H68ZM111 208V207H110ZM115 208V207H114ZM120 208V207H119ZM129 208V207H128ZM171 208V207H170ZM11 208H9V210H10ZM16 209V208H15ZM17 209H18V207H17ZM16 209V210H17ZM47 209V208H46ZM83 209V208H82ZM87 209V208H86ZM89 209V208H88ZM87 209V210H88ZM122 209V208H121ZM134 209V208H133ZM146 209V208H145ZM8 210V211H9ZM21 210V209H20ZM96 210V209H95ZM100 210V209H99ZM103 210V209H102ZM115 210V209H114ZM166 210V209H165ZM7 211V210H6ZM11 211V210H10ZM18 211H19V209H18ZM112 211V210H111ZM122 211H123V209H122ZM144 211V210H143ZM150 211V210H149ZM192 211V210H191ZM230 211V210H229ZM17 212V211H16ZM16 212H15V214H16ZM22 212V211H21ZM26 212H28V211H26ZM51 212V211H50ZM83 212V211H82ZM109 212V211H108ZM116 212H118V210L116 211ZM120 212V211H119ZM118 212V213H119ZM4 213L5 212H3V214L2 215H4ZM9 213V212H8ZM122 213V212H121ZM141 213V212H140ZM174 213V212H173ZM194 213V212H193ZM229 213V212H228ZM235 213V212H234ZM6 214V213H5ZM13 214V213H12ZM24 214V213H23ZM89 214V213H88ZM92 214V213H91ZM106 214V213H105ZM110 214V213H109ZM115 214V213H114ZM132 214V213H131ZM142 214V213H141ZM144 214V213H143ZM7 215V214H6ZM6 215H4V216H6ZM86 215V214H85ZM113 215V214H112ZM111 215V216H112ZM116 215V214H115ZM120 215V214H119ZM128 215H130V214H128ZM176 215V214H175ZM8 216V215H7ZM12 216H14V215H12ZM17 216V215H16ZM29 216V215H28ZM34 216V215H33ZM91 216V215H90ZM109 216V215H108ZM127 216V215H126ZM131 216V215H130ZM134 216V215H133ZM136 216V215H135ZM140 216V215H139ZM19 217H20V214H19ZM87 217V216H86ZM98 217H100V216H98ZM102 217V216H101ZM5 218V217H4ZM11 218V217H10ZM41 218V217H40ZM46 218V217H45ZM61 218V217H60ZM122 218V217H121ZM133 218H136V217H133ZM7 219V218H6ZM13 219V218H12ZM20 219V218H19ZM24 219V218H23ZM34 219V218H33ZM56 219V218H55ZM89 219V218H88ZM102 219V218H101ZM104 219V218H103ZM114 219V218H113ZM112 218H111V220H113ZM128 219V218H127ZM10 220V219H9ZM18 220V219H17ZM24 220H26V219H24ZM28 220V219H27ZM48 220V219H47ZM70 220V219H69ZM97 220H98V218H97ZM107 220V219H106ZM116 220V219H115ZM119 220V219H118ZM135 220V219H134ZM40 221V220H39ZM102 221V220H101ZM125 221V220H124ZM126 221H129V220H126ZM125 221V222H126ZM33 222V221H32ZM31 222V223H32ZM35 222V221H34ZM43 222V221H42ZM100 222V221H99ZM105 222V220L103 221V223ZM118 222V221H117ZM18 223V222H17ZM26 223H28V222H26ZM45 223V222H44ZM111 223V222H110ZM130 223V222H129ZM36 224V223H35ZM34 224V225H35ZM38 224V223H37ZM61 224V223H60ZM101 224V223H100ZM105 224V223H104ZM113 224V223H112ZM119 224V223H118ZM58 225V224H57ZM127 225V224H126ZM29 226H31V225H29ZM40 226H42V225H40ZM63 226V225H62ZM106 226V225H105ZM22 227V226H21ZM25 227H28V226H25ZM45 227V226H44ZM67 227V226H66ZM107 227H110V226H107ZM148 227V226H147ZM49 228V227H48ZM63 228V227H62ZM26 229V228H25ZM30 229V228H29ZM37 229V228H36ZM52 229V228H51ZM75 229V228H74ZM103 229H105V228H102V230ZM111 229V228H110ZM109 229V230H110ZM4 230V229H3ZM32 230H33V228H32ZM33 231H35V230H33ZM68 231V230H67ZM26 232V231H25ZM28 232V231H27ZM39 232V231H38ZM41 232V231H40ZM78 232V231H77ZM115 232V231H114ZM32 233V232H31ZM44 233V232H43ZM47 233V232H46ZM61 233V232H60ZM63 233V232H62ZM68 233H69V231H68ZM72 233V232H71ZM79 233V232H78ZM2 234V233H1ZM7 234V233H6ZM6 234H3L4 236L6 235ZM29 234V233H28ZM27 234V235H28ZM49 234V233H48ZM70 234V233H69ZM39 235V234H38ZM42 235V234H41ZM51 235V234H50ZM68 235V234H67ZM57 236V235H56ZM62 236V235H61ZM60 236V237H61ZM3 237V236H2ZM1 237V238H2ZM5 237H7V236H5ZM11 237V236H10ZM13 237V236H12ZM43 237V236H42ZM48 237V236H47ZM65 237V236H64ZM80 237V236H79ZM14 238V237H13ZM46 238V237H45ZM55 238V237H54ZM82 238V237H81ZM2 239H4V238H2ZM6 239V238H5ZM42 239V238H41ZM58 239V238H57ZM66 239V238H65ZM72 239V238H71ZM78 239V238H77ZM1 240V239H0ZM81 240H83V239H81ZM6 241V240H5ZM4 241V242H5ZM37 241V240H36ZM43 241V240H42ZM61 241V240H60ZM76 241V240H75ZM80 241V240H79ZM1 242V241H0ZM45 242V241H44ZM47 242H48V240H47ZM46 242V243H47ZM54 242V241H53ZM52 242V243H53ZM78 242V241H77ZM43 243V242H42ZM51 243V244H52ZM57 243V242H56ZM55 243V244H56ZM60 243V242H59ZM66 243V242H65ZM68 243V242H67ZM79 243V242H78ZM7 244V243H6ZM49 244V243H48ZM39 245H41V243L39 244ZM36 246H38V245H36ZM43 246V245H42ZM48 246V245H47ZM58 246V245H57ZM65 246V245H64ZM53 247H54V245H53ZM3 248V247H2ZM41 249V248H40ZM46 249H47V247H46ZM62 249H63V247H62ZM39 250V249H38ZM42 250V249H41ZM50 250V249H49ZM57 250H58V248H57ZM56 250V251H57ZM55 251V252H56ZM72 251V250H71ZM30 252V251H29ZM64 252V251H63ZM53 253V252H52ZM60 253V252H59ZM65 253H66V251H65ZM67 255V254H66ZM73 255V254H72ZM76 255H78V254H76ZM64 256V255H63ZM66 257V256H65ZM77 257V256H76ZM81 257V256H80ZM69 258V257H68ZM67 260V259H66ZM64 261V260H63ZM75 261V260H74ZM77 262V261H76ZM131 264V263H130Z\"/></svg>",
  "mask_w": 264,
  "mask_h": 264
}]
</instances>
